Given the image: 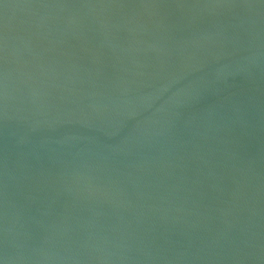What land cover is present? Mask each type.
I'll use <instances>...</instances> for the list:
<instances>
[{"label":"water","instance_id":"water-1","mask_svg":"<svg viewBox=\"0 0 264 264\" xmlns=\"http://www.w3.org/2000/svg\"><path fill=\"white\" fill-rule=\"evenodd\" d=\"M0 264H264V0H0Z\"/></svg>","mask_w":264,"mask_h":264}]
</instances>
